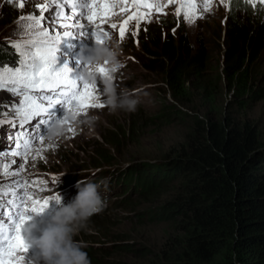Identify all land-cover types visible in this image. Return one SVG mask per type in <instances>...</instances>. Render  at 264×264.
Wrapping results in <instances>:
<instances>
[{
  "label": "trees",
  "instance_id": "1",
  "mask_svg": "<svg viewBox=\"0 0 264 264\" xmlns=\"http://www.w3.org/2000/svg\"><path fill=\"white\" fill-rule=\"evenodd\" d=\"M15 2L21 0H11L13 16L18 9ZM251 7L246 0L238 4L234 1L226 29L207 37L199 34L196 42L200 46L196 50L188 34L174 38L170 32L166 39L161 36L159 53L145 45L148 59L142 65L164 75L169 95L176 103H167L166 107L175 110L188 124L184 141L171 158L132 163L114 169L111 178L108 170H103L97 181L104 182L101 192L103 186L116 185V189L112 188L114 197H120L118 202L126 204L132 193L149 194L161 188L157 184L154 188L157 177L172 182L180 176L187 189L158 208L159 218L179 213L183 233L170 236L158 259L139 264H264V129L245 113L231 111L230 116L223 114L221 108L218 110L221 106L212 80L204 71V63L217 54L222 91L226 87L233 92L235 98L231 102H239L246 113L251 102L264 98L251 69L264 51V16H255ZM13 16L7 18L12 21ZM3 26L0 24V28ZM156 36L152 32L148 41L157 43ZM8 38V34L0 35V65L15 63ZM20 58L18 55V61ZM196 93L205 110L185 112L183 107L189 105ZM140 123L141 120L135 119L128 126L118 123L111 127L109 138L105 137L110 147L102 149L99 145L98 153L93 144L99 158L111 163L115 149L120 152L125 137L130 143L139 138L136 134L140 133ZM65 160L70 163L72 174L84 167L67 157ZM118 188L124 190L119 193ZM89 259L91 264H102L97 257Z\"/></svg>",
  "mask_w": 264,
  "mask_h": 264
},
{
  "label": "rangeland",
  "instance_id": "2",
  "mask_svg": "<svg viewBox=\"0 0 264 264\" xmlns=\"http://www.w3.org/2000/svg\"><path fill=\"white\" fill-rule=\"evenodd\" d=\"M160 3L165 4L161 12L153 10L151 22L142 20L139 25V29H134L135 20H132L128 24V31L125 33V37L121 39L119 37V30H113L110 33V40L119 39L121 42L122 51L130 55L132 59L131 63L127 67L126 72L119 74L116 73L118 81L133 90H141L147 93L143 97V102L135 112H118L110 114L108 109L104 110V113L100 112L96 108H88L84 110L81 115L96 114L100 117L95 129L89 131L86 128L72 129L69 124L70 131L77 133L76 140L73 143H68L65 147L67 137L65 140L51 145L45 140L38 142L37 137H44L47 134L48 127L54 121L55 117L49 121V123H41V120L47 119L46 117H38L34 121H30L29 125L25 128H21L20 131L26 129L32 133L31 139L35 144H30L26 158L24 157H8L0 156V161L4 164L10 165L9 171H18L19 177L4 176V169L0 167V178L9 182V179H20L22 181L21 186H16L15 190L19 196H23L25 190L32 196L34 200H38L41 203L44 200H50L51 192L58 193L63 190L64 183L60 177H53L46 179L42 176H24L31 170L34 164V169L41 173L44 172L45 166H52L54 163H58L60 158L66 157L65 150L70 151L76 147L77 144L81 146L84 144L79 154L76 157H69L70 162H76L78 165L83 164L76 172L84 175V180L95 181V177L101 173V169L104 166H111L106 168L108 170V177L111 178V173L114 169H120L122 167H128L139 165L142 161L157 160L160 158L173 157L181 144L184 141V134L187 128L181 115H176L175 110L167 108V103L176 104L173 98L169 95L168 87L165 85L164 75L156 71H150L142 65V61L147 60V51L145 45L157 51L161 49V36L166 39L165 36L170 32L174 38L178 34H188L194 49L200 46L197 43L199 34L202 37H207L209 34H213L215 31L226 29L228 22H230L231 15L229 10L228 0H208L211 7L209 10H205L202 16L197 15L195 22L186 20L183 12L181 15H177L174 9L177 7L175 3L168 4L167 0H159ZM16 8L22 11L23 7H20V2H15ZM11 0H0V24L4 25L0 28L1 34L9 35L8 46L13 50L12 43L21 39H27V37L21 31V24L19 19L17 20L13 14H11L10 8ZM197 6H200V0H197ZM58 11L56 9L55 13ZM118 11V9L114 10ZM68 12V9H67ZM129 15V13H123L120 16H112L105 21V24L116 22L118 25L122 22V19ZM7 16H13L12 21ZM53 17V15L51 16ZM67 17V16H66ZM77 14L74 12L71 21L76 20ZM63 19V18H62ZM54 24L59 31H72L79 32L80 29L75 24L68 23L70 27L59 29L58 17L55 16ZM84 23V21H81ZM48 23V20L45 21ZM61 23L66 24L63 20ZM133 30L137 31L136 35H132ZM84 31V29L82 30ZM156 32L157 43L152 40L148 41L150 34ZM81 33V32H80ZM55 34V31L52 32ZM151 41V42H150ZM165 41V40H163ZM150 42V43H149ZM65 44L60 43L58 45L57 55L59 56L63 51ZM19 52L16 50V54ZM213 53V51H209ZM124 55V54H123ZM218 55L214 54L211 61L204 63L205 76H208L212 80L213 91L218 98L219 107L222 109L223 114L233 116L231 111H238L239 115L245 113L252 120L259 122L258 125L261 130L264 129V98L250 103L248 112H244L243 106H240L239 102H231L234 100L233 92H230L225 87L222 91V83L218 77L217 69L219 63L217 62ZM168 63H166L167 65ZM254 76L259 80L260 93L264 96V51L260 55V58L254 62L251 67ZM103 84L98 81L97 95L103 92ZM23 102L22 96H15L11 92L0 90V112L8 113L13 106H19ZM166 103V105H165ZM105 106V105H104ZM185 112H196V110L204 111L202 105V99L199 94L196 93L189 105L183 107ZM57 106L50 111H56ZM158 115V116H157ZM124 117H127L124 119ZM162 117V118H159ZM188 117V116H185ZM1 118V117H0ZM113 118V120H111ZM18 119V118H16ZM141 120L140 133L136 134L139 138L134 139L130 143L127 137L122 141L120 146V152L116 150L114 159L111 163H106L103 159L99 158L98 153L105 148L108 144L105 142V137H108L111 127H115L118 123H122L123 127L128 126L129 123L133 124L134 120ZM190 121V119H189ZM185 122H188L185 120ZM32 124V125H31ZM31 125V126H30ZM16 129L11 124L5 123L0 125V148L6 151H21L24 152L23 147L20 149H12L13 140L11 136L15 135ZM142 135V136H141ZM109 138V137H108ZM17 140L23 144V141ZM92 140V141H90ZM90 141V142H89ZM4 142V143H3ZM97 147L94 150V146ZM110 147V145H108ZM113 151V150H112ZM62 152V155H61ZM105 153L110 154L108 151ZM23 159V166L17 168L16 164H12V160L21 161ZM66 167L63 170H70V163H66ZM96 173V174H93ZM93 178V179H92ZM106 178V181L110 179ZM105 179V178H104ZM161 186L158 190H154L149 194L132 193L129 197L128 203L118 202L120 197H114V190L116 185H110L103 190L105 193V207L104 209L91 217L88 222L87 228L81 230L75 237L76 240L84 242L86 251L89 258L97 257L102 261V264H139L143 261H149L158 259L161 256V250L163 246L170 239V236L175 233H183L180 226L181 216L179 213L173 215L160 217L159 207L164 205L170 199L178 197L187 187L184 185L182 177L178 176L173 179L172 182L164 179V177H157L155 180L154 188ZM48 187V188H47ZM50 188V189H49ZM153 188V189H154ZM41 189V190H40ZM121 193L124 188L117 189ZM51 191V192H49ZM56 196H59L58 194ZM114 197L113 199H111ZM73 198V197H71ZM15 199L9 194L4 197V200ZM64 199V197H62ZM74 201V200H73ZM72 200H68L69 203H73ZM16 203H21L20 200H16ZM24 205L28 208L33 207L31 200H25ZM17 209H10V212L15 213ZM31 219L26 223L25 227H29L31 223H39L42 228L46 226L47 222H50L51 215L50 210L46 208L42 213H31ZM94 249H93V248ZM98 250H95V249ZM17 256H24L25 260L18 261L22 263L33 262L39 255L37 249H28L26 253H17Z\"/></svg>",
  "mask_w": 264,
  "mask_h": 264
},
{
  "label": "snow or ice",
  "instance_id": "3",
  "mask_svg": "<svg viewBox=\"0 0 264 264\" xmlns=\"http://www.w3.org/2000/svg\"><path fill=\"white\" fill-rule=\"evenodd\" d=\"M235 2L238 4L240 0H235ZM246 2L252 8H256L258 2L260 11L264 12V0H246ZM167 3H175L177 5L174 9L176 14L181 15L183 12L184 18L191 22H195L198 14L202 16L205 10L211 7L208 0H200L199 8L197 0H167ZM19 6L23 7V0ZM65 6L68 9L67 19H71L73 13L79 9L74 23L80 29L81 34L86 24L94 26L96 42L104 43L105 40H110V33L116 29L119 30V37L123 39L128 31L127 26L132 20L136 22L134 29H139L142 20L150 23L153 10L161 12L166 5L160 3L159 0H39L35 5L39 10V15L35 13L21 17V31L27 39L12 43V47L19 52L21 59L17 65H0V89H7L13 95L23 97V102L18 107L13 106L8 112V116L13 119L0 118V125L9 123L16 129L15 135H10L13 140L11 148L23 147L24 152L6 151L0 153V156L26 158L30 144L37 142L30 138L32 133L27 129L25 131H20V129L25 128L30 121L38 117H46L47 119L41 120V123H49L50 110L57 105L62 104L67 110H78L80 113L88 108L104 106L103 103L93 102L97 96V88L81 84L71 78L70 69L67 66L61 69L55 67L58 45L65 37L72 38L73 33L57 30L55 34H52L45 20L49 10L56 7L59 29L70 27V25L61 23V18L65 16ZM116 9L118 11H114ZM123 13H129V15L124 17L119 25L111 22L107 25V30L101 27L110 17L120 16ZM136 34L137 31L133 30L132 35ZM97 71L104 74L107 70L104 67H98ZM3 115L4 113L0 112V117ZM17 137L23 141V144L17 140ZM37 140L43 142L44 137H37ZM11 163L21 168L23 159L21 161L12 160ZM0 167L4 169V176L19 177V172L9 171L10 165L4 164L3 161H0ZM21 185L20 179L8 182L0 178V264H18V261L25 260L24 256L16 255L28 251L26 240L22 235L25 225L31 219V213L40 214L49 207V200H44L42 203L34 200L26 190L23 196H19L14 186ZM9 194L15 199L5 201L4 197ZM16 200H20L21 203H16ZM25 200H31L33 207H26ZM8 206L17 211L15 213L6 211Z\"/></svg>",
  "mask_w": 264,
  "mask_h": 264
},
{
  "label": "clouds",
  "instance_id": "4",
  "mask_svg": "<svg viewBox=\"0 0 264 264\" xmlns=\"http://www.w3.org/2000/svg\"><path fill=\"white\" fill-rule=\"evenodd\" d=\"M26 1L27 2L23 4L22 11L16 9L17 15H15V18L17 20L19 19V23H22L21 17L23 16L35 13L39 15V10L35 7L39 0ZM234 1L235 0H231V2H229V15L232 14ZM239 8L240 7L237 8V11ZM56 9V7H53L46 14L45 21L48 20V23L45 24L50 27L52 32L58 30L56 28V23L54 24L53 22L58 12L55 13ZM28 10L29 13H27ZM32 10L33 13H30ZM251 11L255 16L260 14L264 16V12L260 11V4L258 2L256 8L251 7ZM78 12L79 9L75 11L76 14ZM52 15L53 17H51ZM66 16L67 6H65V16L62 18ZM62 18L61 20H63ZM65 23L68 24L67 22ZM107 25L108 24L104 23L101 27L107 30ZM94 33V26L86 24L83 34L74 32L72 38L65 37L61 42L65 44V46L61 54L59 56L57 55L55 67L61 69L67 66L70 69L71 78L76 79L81 84L84 83L97 88L98 81L102 82L104 90L97 95L96 99L93 101L94 103H103L105 105L96 108L100 112L104 113L106 108L110 114L118 112H135L143 102V97L147 95V93L139 89L133 90L128 88L121 84L116 77V73L122 74L126 72L127 67L134 59L122 51L119 39L105 40L104 43H97ZM93 45H95V47L91 49ZM89 50L91 54H89ZM13 51L15 62L13 65H17L19 53L16 54V49L14 48ZM79 54H81L80 60L77 58ZM6 65L10 66V63ZM74 67H76V71L73 69ZM98 67H104L107 71L104 74H100L97 71ZM50 116L52 118L56 117L48 127L44 140L48 144L54 145L65 140L67 137L65 147H67L68 143L72 144L73 141L76 140L75 135H77V133L73 131L69 133V124H71L72 129L86 128L89 131H93L100 119L96 114L81 115L78 110L69 111L62 104L57 105L56 111H50ZM82 148H84V144L81 146L77 144L74 149L70 151L65 150V155L67 158H74L79 154ZM62 156H59L58 163H54L52 166H45L44 172H37L33 164L31 170L24 175L34 177L35 175H39L46 179L60 177L64 183V188L58 193L49 191L51 192L50 200L52 201L49 203L48 207L51 215L50 222H47L46 226L43 228L36 222L24 228L22 235L26 240L28 249H37L39 255L32 263L28 260L27 263L18 262V264H91L86 251H84L86 245L84 242L76 240L75 237L81 230L87 228L91 217L100 213L106 206L104 203V201H106L104 196L105 191L101 192V186L104 182H98L97 178L105 172L103 170H106L108 166H104L101 169V173L95 177L96 182L91 179L88 180L91 176H88L87 179L84 180L83 174L78 172L72 174L70 167H68L70 170H63L68 162L64 158H60ZM66 175H70V177H65ZM105 187L107 188V186H103L102 190H104ZM57 194L59 196H56ZM57 197H59L58 200ZM62 197H64V199H62ZM113 198L114 197L111 199ZM69 199L72 201L74 200L73 203H69ZM10 209V206L6 207V211H10ZM5 220H7V216H5Z\"/></svg>",
  "mask_w": 264,
  "mask_h": 264
},
{
  "label": "bare ground",
  "instance_id": "5",
  "mask_svg": "<svg viewBox=\"0 0 264 264\" xmlns=\"http://www.w3.org/2000/svg\"><path fill=\"white\" fill-rule=\"evenodd\" d=\"M63 20H64L65 22H67V23L75 24V23H74L75 20L71 21L70 19H67V17L63 18ZM81 23H82V22H81ZM3 143H4V142H3ZM2 152H5V151L2 150V149L0 148V153H2ZM11 181H13V179H9V182H11ZM5 187H7V185H6ZM14 187L16 188V186H14Z\"/></svg>",
  "mask_w": 264,
  "mask_h": 264
}]
</instances>
